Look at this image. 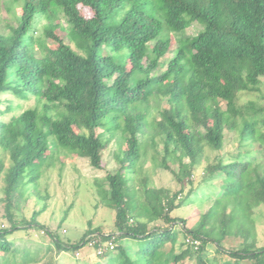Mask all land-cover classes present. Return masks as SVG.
<instances>
[{
  "label": "trees",
  "instance_id": "obj_1",
  "mask_svg": "<svg viewBox=\"0 0 264 264\" xmlns=\"http://www.w3.org/2000/svg\"><path fill=\"white\" fill-rule=\"evenodd\" d=\"M60 15L66 28L48 23L41 39L53 47H43L37 56L34 24ZM196 21L202 29L195 36H176ZM57 29L66 32L68 42ZM160 67L164 70L155 74ZM262 89L264 0H23L15 26L0 35V103L12 95L35 100L36 106L0 120V152L10 160L4 177L10 226L0 228V264H18V247L9 239L21 229L10 213L12 200L19 188L36 184L49 145L85 149L90 165L100 169L112 138L120 165L104 178L115 232L105 235L89 221L79 242L70 245L39 226L37 212L21 223L38 226L59 252L92 243L102 249L98 257L105 264H184L187 258L210 264L205 252L212 246L220 264H264L255 230L256 210L264 209V169L248 160L253 152L241 151L264 149V106L251 103L249 120L234 104L241 93H260L264 100ZM151 103L160 113L150 124ZM228 132L236 134V147L224 159L218 152ZM148 149L160 155L158 167L173 175L179 192L155 190L145 176L138 198L128 175L142 173ZM206 149L218 155L206 164L202 180L217 194L197 224L186 228L185 219L171 214L184 205V199L176 200L191 184ZM170 161L177 162V171ZM3 170L0 159V175ZM180 235L197 246L178 243ZM237 240L239 248H232ZM124 242L134 246L126 248Z\"/></svg>",
  "mask_w": 264,
  "mask_h": 264
},
{
  "label": "rangeland",
  "instance_id": "obj_2",
  "mask_svg": "<svg viewBox=\"0 0 264 264\" xmlns=\"http://www.w3.org/2000/svg\"><path fill=\"white\" fill-rule=\"evenodd\" d=\"M23 0H2L0 1V35H7L9 28L16 24V17L20 13ZM83 14L89 16V12L81 8ZM46 21L43 17L38 19L33 26V37L35 40V54L40 56L43 53V47H53L50 40L41 39L43 28L51 23L58 27L61 25L66 28L63 17L55 16ZM202 29L200 21L192 22L191 25L177 34V37H193ZM56 33L68 42L66 32L60 29ZM176 47V42H172L171 50ZM172 52H169L161 59L166 63ZM164 70L160 67L155 70L158 74ZM264 92V90L262 89ZM253 103L257 106H264V100H261L260 93H241L234 101L235 109L240 111L246 119L253 120L250 111L247 109ZM7 104H12V110H7ZM163 103H161L162 106ZM35 100L23 101L14 98L12 95L3 96L0 103V120L7 122L12 116L21 114L23 111L34 108ZM40 105L38 106L40 110ZM151 109L146 113L151 122L159 118L160 107L151 103ZM259 113L257 117L261 116ZM240 116H237L236 122H239ZM264 132V126L262 128ZM100 132V130H98ZM234 132H228L219 155L224 159L231 158L235 152ZM158 143V141H157ZM51 154L40 169L39 179L36 184L22 186L17 190V194L12 200L11 214L14 216L17 225L21 228L13 232L9 237L18 247V253L15 259L18 264H105L106 259L98 257L97 250L91 244L85 245L77 252H59L51 243L48 235L40 231L38 226L30 227L22 224V221H29L33 214L36 223L45 227L50 232H55L61 242L76 245L85 231L90 221L93 228H100L107 235L115 232L113 227L114 210L109 201V191L105 181V175L119 167L118 159L115 157L118 151V145L115 138H112L103 152L101 168L94 169L90 165L89 156L85 149L76 151H66L56 149L51 144ZM250 147L241 149L242 153L253 152V156L248 160L260 163V168L264 169V149ZM160 153V147L157 148ZM208 149L205 150L201 160V165L193 172L191 184L187 183L176 203L184 199V205L174 210L172 216L185 219L186 228H191L199 219L200 214L207 211L215 195L213 188L206 187L203 182V173L208 162H213L218 155ZM256 154V155H255ZM0 159L3 161L4 170L0 175V228L6 229L10 226L7 221L4 209V187L5 173L10 165L8 154L0 152ZM119 156V161L121 160ZM160 155H155L152 149L147 150L142 173L128 175L129 185L135 187L137 196L140 199V181L147 176L151 186L155 190L169 189L172 193L179 192L180 185L174 179L173 175L158 167ZM170 169L177 171L178 164L175 161L168 162ZM190 192V194H189ZM188 196V197H187ZM256 216H259L255 225L257 246H264V209L260 207L256 210ZM160 226H164L159 224ZM165 227V226H164ZM186 236H179L178 243L186 241ZM134 243L124 242L126 248H132ZM232 248H239V241H233ZM229 246V244H225ZM169 245L166 246L168 249ZM210 264H220L219 255L214 247H209L205 252ZM222 260V259H221ZM184 264H197L194 259H184Z\"/></svg>",
  "mask_w": 264,
  "mask_h": 264
},
{
  "label": "built area",
  "instance_id": "obj_3",
  "mask_svg": "<svg viewBox=\"0 0 264 264\" xmlns=\"http://www.w3.org/2000/svg\"><path fill=\"white\" fill-rule=\"evenodd\" d=\"M186 243H189V244H191V245H193V246H197V242H193V241L191 242L189 239L186 240ZM107 248H108L109 250H113L114 245L111 244V243H108V244H107ZM102 253H103L102 249L99 248V249L97 250V254L100 255V254H102Z\"/></svg>",
  "mask_w": 264,
  "mask_h": 264
}]
</instances>
